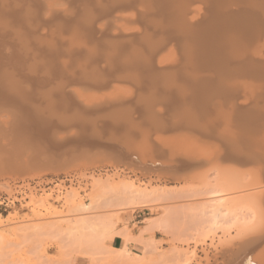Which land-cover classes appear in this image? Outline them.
<instances>
[{"label": "bare ground", "instance_id": "1", "mask_svg": "<svg viewBox=\"0 0 264 264\" xmlns=\"http://www.w3.org/2000/svg\"><path fill=\"white\" fill-rule=\"evenodd\" d=\"M2 1L3 0H1L0 4V21H3L2 18L8 19L9 24L0 23V37L5 38V36L9 35V41H7L9 42V49L12 50L9 56V72L12 74H9V82L5 81L8 79V76L7 78L1 77L0 80L2 81V79H4L3 82L9 84V95H7L9 96V111H19V113L23 111L27 116L29 115V118L31 116L33 117L32 113L28 110V106H31L30 104L33 100L26 101L24 105L20 98L23 94L25 95L27 93L29 95L37 90L39 93L37 91L36 93H38L39 99L45 97L40 99V103L43 99V102L49 99L50 103L51 98L56 100V102L60 104L58 111L63 116H67V120L65 119V121H69L70 124L76 127L82 126L83 128L84 124L89 127L92 122H90L91 120L89 121L88 118L97 114V116L100 115L97 118L103 121L102 125H113L112 127L115 126L120 128L123 126L125 129L129 127L134 129L135 126L132 125L133 122H129V112L125 110V108H130L129 110L133 112L143 111L146 113L147 117L145 118L146 114L141 112L143 116L145 115L143 118L146 120L144 121L145 124L152 121L153 125H149L151 128L155 125L156 127L158 126L157 129L159 130L163 128L175 131L187 130L199 132V134L206 138V140L202 139L205 143L207 139L210 141L212 140L217 144V149H213L212 147L214 151H211V149H206L207 151L201 149L200 152V147H198V154L195 148L191 153L195 152L196 154L193 153V156L195 154V157L197 156L198 159L191 160L190 158L189 161L179 160V162L171 164L167 162L168 164H164L161 162L153 163L152 161L147 163L143 159L148 153L145 151H141L140 154H130V156H126L120 151H117L116 153L114 152V155L118 160L127 161L126 163L128 166L132 165L133 167L130 166V169L140 166L141 169L145 168L147 170L150 167V169H153L152 171L159 170V172H167L173 184H184V186L185 184L192 185L195 179H199L193 175L194 172L210 166V175L207 171L201 170L202 172H199V174L203 176V183H201L203 187L198 190L196 187L198 185L194 186V190L190 189V191H194V193L192 192L193 194H191L194 197V194L197 192V195H195L197 199L199 193V196H202L201 199H203V196L210 198L208 202L204 199L206 202L202 205V208L208 211L205 215L208 216V218L210 217L214 225H218L222 221H225L226 224H236L239 226L248 225L249 228L251 227V229H253V232L251 233L252 236H250L251 239L248 240V242H250L247 243V245L250 246L252 244V246L254 245L253 247L262 246L261 244L264 243V157L261 156V154L263 155V151L262 153H258V151L256 153L255 151L256 154L254 156L259 158L254 156L253 158L252 154H249L246 150L247 148H242L245 149L246 152L244 150L242 151L241 148L238 150L237 137H241L242 135L244 139H250L252 137L251 142H253V140L254 142L257 141L256 146L258 144H263L264 146V85L262 86L264 83V5L261 7L257 3L258 0H176V2H165V0H106L107 3L103 2L104 0H97L99 5L96 4V0V2L92 0L94 3L91 0H89L88 3L87 0L85 4L86 7L90 6L93 8L97 5L98 7L95 6V8H102V10L96 12L94 10H88L87 8L82 9L76 4V0H69V6L67 3V5H64L62 2L63 0H9L8 3H6L7 1L5 0ZM260 2L264 4V1L260 0ZM258 8L261 10L260 12ZM135 13L141 16V18H135ZM106 19L107 21H109L108 19H113L122 23L118 26L116 23L109 21L107 25L111 27L112 23H114L119 30L116 32L115 29L113 37L111 34V37L109 36L114 40L112 43L107 42L109 43L107 47L111 49V51L108 50L110 52L91 47L96 36L99 34L104 36L106 34V31L102 28L105 26L104 22H107L104 21ZM140 19L148 26V30H150V28L152 30L154 29L157 36H159L158 33H161L166 40L155 43L146 35L143 36L139 42H135L140 35H136L135 33L128 34L125 30L128 24H132L133 22L136 23V21H140ZM8 20H6V22H8ZM102 21H104L101 23L103 25L99 26ZM135 23L134 25L137 26V23ZM54 26L55 28L58 26L57 30L53 29ZM102 38L105 39V37ZM1 39L3 38H0V40ZM122 40H129L131 42L130 46H128L127 41H125V43L127 42V47L124 46V41L122 42ZM4 41L6 42L5 39L3 42L0 41V45L5 43ZM242 42V47H239ZM173 43H175L176 47H181L183 53L180 55V58L174 61L171 60V63H168L166 62L167 58H165L167 56L160 55H162L161 53L167 48L169 50ZM236 44L240 45L237 46ZM256 44H259L262 50L259 48L260 51H258V46H255ZM5 45L8 44L6 43ZM2 46L3 48L5 47L4 44ZM64 47H67V49ZM179 48L177 49L179 50ZM254 48L257 50V53ZM174 49L175 48L170 50V52L175 51L171 52L172 54L170 55L175 54L176 56L177 52ZM0 54L2 55L1 50ZM160 57L164 62L159 59ZM177 57H179V54ZM1 63L4 64L2 60ZM25 67H28L29 71L24 69L25 72H23V68ZM16 77H18V79ZM243 81H246V86H249L251 82L262 83V87L258 86L261 89V93H256L255 86L257 83L251 84V86L254 85L252 86L254 91H250V96H252L250 99L253 100L250 102L254 104L252 105L255 108H252L253 106L250 103L248 106L246 103L241 102V99L247 96V87L244 85ZM248 82L250 83L248 84ZM1 85L0 82V86ZM123 85H130L132 89L124 92L121 90L124 88ZM257 85H259V83ZM2 87L0 89H3ZM26 88L31 89L30 91H34L28 93L29 90L26 92ZM253 88H249L248 91ZM28 95L26 96L30 97ZM0 97L2 100V96ZM262 97L263 99L260 101ZM247 98H244L246 102L249 100ZM50 103H45V105H49V108L47 106L44 107H46V112H51V117L47 115L48 113L44 112V104H41L42 107L40 105L43 111L41 110V112L38 113L37 111L39 109H37L35 115L37 116L38 114V116H41L40 118L43 119L42 117L45 116L43 115L44 113L47 115L45 118L48 119L49 117L50 120L53 119L52 115L54 118H56L55 116H60V114L53 109L54 106L52 103ZM37 104H33V108H39ZM34 105H36V107ZM250 108L253 110H250ZM244 109H247V111ZM167 111L171 112L173 116L170 122L163 119L164 113ZM1 112L0 115L3 114ZM68 114H71V117L68 116ZM10 115L9 112V119L11 117ZM121 115H123L124 118L121 119ZM5 116L6 115L0 118V123L6 121L3 120V118L7 119ZM16 117L17 116H15V119ZM32 117L31 119L34 120V117ZM150 117L151 120L148 119ZM170 117L171 116L168 118ZM92 118L93 117H91V119ZM12 120L11 123H19V119H16V121L12 118ZM45 121L46 120L43 122ZM87 122L90 123L87 124ZM53 123L54 122H52V124ZM5 124H7V122L2 124V126L4 125L3 133L7 132ZM19 125L21 126V123ZM6 126H9V135L6 133L8 136L11 135L10 133H13V131H11L12 129L17 130L16 128H12L10 123ZM61 127H63V125ZM130 128L128 130H130ZM0 130L1 134L3 130L2 127ZM64 134L60 135L62 136ZM96 134L97 133L93 135L97 136ZM129 138L130 136L128 139ZM0 139L2 142L5 138L0 137ZM159 139H161V137ZM127 141L129 142V140ZM171 143L173 144L174 142ZM124 144H126V141ZM212 145H214V143ZM259 148L262 149V147ZM209 154H213V156ZM136 155H139L140 158ZM149 155H151V153ZM188 157L189 156L186 158ZM211 158L215 159L211 161L214 162L213 164L209 163V159ZM55 159L56 161H54ZM55 159L52 161L49 160V162H51L50 164L58 165L62 168L68 166L72 161V158L70 159L68 157ZM27 167H29V165ZM25 172V174L31 173V171ZM198 182L200 184L199 180ZM194 183L197 184V181ZM155 189L156 190L153 191L154 193L152 192L153 194H148L153 189L147 191L129 181H121L115 186L100 182L96 191L93 192H97L103 199L107 198V202L111 198L108 199V196H106V198L104 197L110 193H118L119 198L122 197L120 201L124 200L123 198H127L132 202L133 200L134 202H141L139 200H145V198L147 200L148 197L153 195L151 199L155 200V202H161L163 199L172 200L170 197L174 199V197H172L174 193L171 194L173 190H170V192L168 190L167 192L162 188L161 190ZM175 189L176 188H174V191ZM186 189L187 188H184L183 190L185 191ZM186 193L189 196L190 192ZM69 194L70 195L68 196L67 194V196L70 198L66 203L71 208L76 209V211L89 210V208L83 204V200L80 199L81 197L79 193L76 192V189ZM44 200L35 199L34 197L31 199L29 206H34L35 209L42 208L44 210H51L52 205L49 206ZM128 200L125 199V201ZM127 203H129V201ZM134 204L136 205L137 202ZM141 204H143V202L137 205L141 206ZM133 206L130 208H133ZM120 207L121 206H119V208ZM128 207L129 205L127 204V208ZM53 210H55L53 213L54 215L59 216L64 213L61 210L56 211L55 208ZM108 220L109 219L87 218L78 223L76 222L74 225L83 228L85 226H92L96 230H99V227L104 228L108 223L107 227L111 225L113 228L112 230H108L111 236H108L109 233L107 234L108 239L111 237V242L117 235L124 236L131 242V232L125 230L123 231L124 234H121L122 231H117L116 227L119 219ZM224 223L223 225H225ZM236 225L232 228H238ZM75 227L76 226L73 227L69 225L68 228H71L70 230H75ZM220 227L221 226H215L213 228L220 230ZM77 229L79 230L80 228ZM106 229H111V227ZM160 229L161 227L159 226V230ZM246 229L245 227L243 234H245ZM166 231L164 232L168 235L169 232L167 229ZM237 231H240V229H237ZM240 232L242 235V231ZM248 232H246L247 234H245V236L248 235ZM141 234L142 232L140 236ZM248 236H246V238L243 235L239 238L244 237V239L247 240ZM0 237L3 239L2 236ZM5 239L3 240L5 241ZM133 240L132 238V241ZM108 248H110L109 244ZM114 250L113 252H117L118 254L124 251L127 253L128 257L131 256V259H126L127 256L124 258L126 253H124V255L122 254V258L127 260L126 263H153L151 259L152 256L149 254L141 255L130 253L126 248L121 250L122 252ZM83 254H85V252ZM252 254L244 256L237 264H264V252L263 256L258 260L255 259ZM119 255L122 256L121 254ZM122 258H120V260H122ZM166 258L167 257L164 259L166 260Z\"/></svg>", "mask_w": 264, "mask_h": 264}, {"label": "rangeland", "instance_id": "2", "mask_svg": "<svg viewBox=\"0 0 264 264\" xmlns=\"http://www.w3.org/2000/svg\"><path fill=\"white\" fill-rule=\"evenodd\" d=\"M5 1H7L6 3L9 2V0H5ZM19 1H22V0H19ZM41 1H43V0H41ZM86 1L87 0H80V1L76 0L75 2L82 9L87 8L88 10H94L96 12L102 10V8L101 9L95 8V6L98 7L95 4H94L95 6L93 8H91L90 6L86 7V5H85L87 3ZM93 1L96 2L97 0L96 1L93 0ZM100 1H102V0H100ZM262 1H264V0H262ZM62 2L64 5L68 4V6H69V2H70L69 0H63ZM103 2L107 3L106 0H104ZM165 2H176V0H173V1H171V0L166 1L165 0ZM88 3H89V0H88ZM98 3L99 2L97 1L96 4H98ZM257 3L261 7L264 5V4H261L262 2H260V0H258ZM0 4H1V0H0ZM91 6H92V3H91ZM103 9H104V7H103ZM258 10H259V12L261 11L259 8H258ZM260 15H261V13H260ZM134 17L135 18H137V17L141 18V16H138V14H136V13H135ZM2 20L3 21H0V23L9 24L8 19L2 18ZM6 20H8V22H6ZM108 20L116 23V25H118V26L120 24H122V23H119L113 19H111V20L108 19ZM104 21H107V19ZM104 21L100 22L99 26L103 25L101 23H103ZM109 21H107L106 23L104 22L105 28L102 27L103 30L106 31V34L104 36H101L100 34L98 36H96V39L93 40V42H92V45H91L92 48L103 49L104 51H108V50L111 51V49L108 48L107 45L110 42L112 43L114 40H113V38H110V37H111V35L113 37V35L115 34L114 33L115 29H116V32H118L119 30H118L117 26H115V24L112 22H111L112 23L111 27L107 26L109 24ZM141 21H142L141 19H140V21H136L137 26L134 25L135 22H133L132 24L131 23L128 24L127 29L125 30V32H127L128 34L129 33H131V34L135 33L136 35H140L138 37V39L135 40V42H139L141 40V38L143 36H146V35H147V37L151 38L153 40V42H155V43H159V42L166 40V38L163 36V34L158 33L159 36H157L155 33L156 31H154V29L152 30L150 28V30H148L147 29L148 26L143 21L142 22ZM57 28H58V26H56V28H55V26L53 27V29H55V30H57ZM110 29H112L114 31H112ZM102 37H105V39H103ZM0 38H3L0 40L1 42H3L4 39L6 40V42L4 41L5 43H2V45L4 44V46H5L4 48L2 45H0V47L2 46L0 49L1 53H2V55L0 54V56H1L0 59L4 63V64H2L1 60H0V63H1L0 64V74H1L0 78L1 77L7 78V76H8V79L5 81L9 82V74H12L11 72H9V56L12 53V50L9 49V42H8L9 41V35L5 36V38L4 37H0ZM125 41H127L128 46H130L131 42L129 40H122L124 46L127 47V42L125 43ZM107 42H109V43H107ZM6 43L8 45H5ZM259 44H261V43H259ZM259 44L255 45V46H258V48H257L258 51L262 50L259 47ZM263 44H264V42H263ZM236 45L239 46L238 44H236ZM242 45H243V42H242L241 46H239V47H242ZM64 48L67 49V47H64ZM173 48H175L174 50H176L177 55L179 54V57H177V55L175 56V54L170 55V54H172L171 52H175V51L170 52V50ZM177 48H179V46L176 47L175 43H173V45H171V48L169 50L167 48L165 51H163L164 53L163 52L161 53L162 55H160V56H167V57H165V58H167L166 62L171 63V60L174 61L175 59L180 58V55H182V53H183L181 47L179 48V50ZM259 48H260V50H259ZM247 49H248V47H247ZM257 50L255 49L256 53H257ZM110 51H108V52H110ZM263 52H264V48H263ZM258 53H260V52H258ZM159 59H161V57ZM161 60L163 61V59H161ZM169 60H170V62H169ZM3 68L4 69L6 68V69L4 70ZM27 68L26 67L23 68V72H25V70L29 71V68L28 69ZM29 74H30V72H29ZM16 78L18 79V77H16ZM3 80L4 79H2V81L0 80V82L2 84L0 86V88L3 86L2 87L3 89H0V93H2V94H0V96H2V98L4 99V100L0 99L1 100L0 101V112L2 111L1 113H3L0 115V118L2 116L6 115L5 117H7V119H9V117H8L9 112L11 114L10 115L11 117L9 120L3 118V120H6V121L1 122V123L4 124L7 122V124H5V127H7V128H5V129H6V131H7L6 133L8 135H9V126H6V125H8L9 123L12 126V128H14V129L16 128L17 130L12 129L11 131H13V133H10L11 134L10 135L11 137H10L5 132L3 133V131H4L3 126L4 125L2 126V124L0 123V126L3 129L1 132V134L2 133L3 134L2 135L0 134L1 135L0 137L5 138L4 140H2V142H1L2 138L0 139V236H2L3 239L8 237L5 239V241L0 237L2 239V240L0 239V264H69L71 261H74L76 258H85L89 261V264H130L128 262L126 263L127 260H124V258L127 256L126 252L123 251V253H119L121 255L122 254L124 255V253H126L124 255V258H122L123 255L120 256L117 252H113V250L115 249L112 246L113 241L111 242V239H110L111 237L109 239L107 237V234L109 233L108 230L113 229L111 225L109 227H107V225H108V223H107L105 226L106 228L111 227V229H106L105 227L104 228L99 227L102 230H100V229L96 230L92 226H85L83 228V227H78L77 225H74V224H76V222L78 223L81 220H84L87 218L88 219H109L108 221L119 219L116 229L123 230V231L127 230L131 233L136 231L139 227V225L136 224V221L144 219V222L142 224L144 226H146V229L141 230L142 234L147 233L150 230V232H158L159 233L158 237L163 239L161 245L156 244L155 242H152V245H153L152 251L153 252L150 255L152 256L151 259L153 260V263L151 262V264H237L243 259L244 256H246L248 254L253 253L252 254L253 257L257 260L261 256H263L264 243L261 244L262 246H258V247L257 246L253 247L254 245L252 246V244L250 246L247 245V243L250 242V241L248 242V240L251 239L250 236H252L251 233L253 232L252 231L253 229H251V227L249 228L248 225H246V226L240 225L239 226V225L234 224L238 228H232L235 226L233 224H226L225 221H222L218 225H214L213 224L214 222L210 219V217L208 218V216L205 215V213H208V211L207 210L205 211L202 208V205L206 201L208 202V199H210V198L209 197L207 198V196H205V197L203 196V199H201L202 196L201 197L199 196V194H200L199 191H198V193H199L198 199L196 198L197 196L195 197V195H197L196 191H195L196 193L194 194L195 198L193 197L192 194L194 193V191H192V190H194L193 189L194 186L198 185V186H196L198 190H199V188L201 189L203 187V184H201V183H203V181H202L203 176L201 174H199V172L201 170L207 171L210 175V172H209L210 166L205 167L203 169H200V170L193 173V175H195L196 178H199L198 180L200 181V184H199L198 180L195 179L194 182L197 181V184H195L193 182L192 185L185 184V186H184V184H179V185L173 184L170 181V177H169L170 175L167 172H161V171L159 172V170L158 171L157 170L152 171L153 169L152 168L150 169V167L147 170L144 168L145 169L144 170V169H141L140 166H137V167L130 169V166L133 167L132 165L128 166V164L126 163L127 161L124 162V161L118 160V158H116L114 155L117 151H120L121 153L125 154L126 156H130V154L131 155L132 154H138V153L140 154L141 151H145V152L151 153V155H149L150 153L149 154L147 153L148 157L146 156L143 158L147 163H150V161H152L153 163L161 162L164 164H168V163L171 164V163L179 162V160L180 161H183V160L189 161L190 158H191V160L192 159H198L197 156H196L197 158L195 157V154H196L195 152H193V153H195L194 156H193V153H191V151L192 150L194 151L195 148H196L195 150L197 152L198 147H200L199 148L200 152H201V149L202 150L204 149L205 151H207L206 149H209V150L211 149V151H214L213 150L214 148L217 149V144L214 141H212V140L210 141L209 139H207V142L205 143L204 140H206V138H204L203 135L199 134V132H195V131H193V132L187 131V130L175 131V130H171V129L167 130V129H163V128H162V130L161 129L159 130V129H157L158 126L156 127L155 125L152 126V128H151L149 125L152 124V121H149L146 124L144 122V121H146L143 119L145 115L143 116L142 113L143 114H146V113H144L143 111H141L142 113L141 112H133V111L129 110L130 108L129 109L125 108V110H128V112H129V122H133L132 125L135 126L134 129L129 127L132 133L130 132V130H128L129 128L128 129L126 128L128 131L127 132L125 127H123V126H122V128H124V129H122L120 127H115V126L112 127L113 125H111V126L110 125L109 126L102 125L103 121L102 120L100 121V119L97 118L100 116V115L97 116V114L94 116H91V117H93L92 119H91V117L88 118L89 121L91 120L90 122H92V123L87 122V124L90 123L92 126L89 125V127H88V125L85 126L86 124H84L83 128H82V126L76 127L73 124H70L69 121H67V122L65 121V119L67 120V116H63L58 111L60 104H58V102H56V100H54L52 98H51V103L54 106L53 109L55 110V112L59 113L60 116H55L56 118H54L52 115L53 119H51V120H53V121H51L49 117H48V119L45 118V117H47V115L51 117V114H50L51 112L49 110H48L49 112H46V110H45L46 107H44V106H47V105H45V103L46 104L50 103V100L46 99L45 102H43V100H44L43 99L42 100L43 103L42 102L40 103L39 102V101H41L40 99L45 98V97H42L39 99L38 98L39 92L37 90H35V91L32 90V91H34V92H32V91H30L31 89L26 88V92L29 90L28 93H31V92L32 93L29 95L27 93L25 95L23 94V96L20 98L22 104H24L26 101H29V100L32 101L33 100L32 103L33 104L38 103L37 106L39 105V103H40V105L44 104L43 105L44 110H45L44 112L48 113L47 115L43 113V115H45L44 117H42L43 119H41L40 118L41 116H38V114L36 116L35 114L37 112L39 113V112H41V110L43 111V108H41L42 105H41V107L39 105V108L36 107V105H34L36 108H33V106H32L33 104L30 102L31 103L30 105L32 106L33 109L31 108V106L30 107L28 105L27 106H28V110L32 113V115L34 117L33 118L31 116L34 119V120H32L31 117L29 118L28 117L29 115L27 116L25 114V112H23V111H21L20 113H19V111H16V112H13L12 110L9 111V96H7V95H9V84L4 83ZM251 81H253V80H251ZM243 82L245 85L246 81H243ZM243 82H242V84H243ZM249 83L250 82H248V84ZM255 83H257V84L259 83V85L256 84L257 87L255 86L256 93L257 92L261 93V89L259 87H262L264 85V83L262 84L261 82H251V84H255ZM251 84L249 86L245 85L247 87V89H246L247 90L246 91L247 96L246 97L244 96L241 99V102L246 103V105H248L249 103L251 105L253 104L252 102H250V101H253L250 99L252 97V96H250V91L251 92H252V90L254 91V88L252 87L254 85L251 86ZM261 84H262V86H261ZM123 87L124 88H122V86H121V88H122L121 90H123L124 92L126 90L130 91L132 89V87L130 85H123ZM4 88H5V90H4ZM249 88H253V89L248 91ZM36 91L38 93H36ZM26 95H28L30 97H27ZM251 95H252V93H251ZM36 97H37L38 102L36 100ZM247 97H249V98H247ZM244 98H247L249 100H247V102H246L244 100ZM260 99H261L260 101H262L263 97ZM7 101H8V103H7ZM28 104H29V102H28ZM252 108H255V107L253 106ZM252 108H250V110ZM37 109H39V110L37 112H35ZM247 109H244V110L247 111ZM157 110H160V109H157ZM15 116L18 117V118L16 117V119H19V123L16 122L17 120L15 119ZM68 116L71 117V114L70 115L68 114ZM169 116H171V117L168 118ZM26 117H27V119H26ZM146 117H147V114H146L145 118ZM172 117H173L172 113L167 111L164 113L163 119L165 121L167 120L168 122H170L172 120L171 119ZM12 118H14V120H16L15 121L16 124L14 122L11 123L13 121ZM120 118L121 119L124 118L123 115H121ZM148 119L151 120V117ZM42 120L43 121L46 120L48 122L45 121L46 122L45 123ZM1 121H2V119H1ZM52 122H54V123L52 124ZM20 123H21V126L19 125ZM43 124L46 126H44ZM147 124H148V127H147ZM62 125H63V127H61ZM1 127H0V129H1ZM154 127H156V128H154ZM70 128H72V129H70ZM56 130H58V131H56ZM97 130L101 131V132H98ZM16 131L19 133H17ZM142 131L144 134L142 133ZM59 132H61V133H59ZM73 132H74V134H73ZM52 133H54V134H52ZM64 133H66V134H64ZM69 133H71V134H69ZM95 133H97L96 134L97 136L93 135ZM139 133H141V134H139ZM60 134H64V135H62L63 137ZM130 134H132V135H130ZM59 135L61 136V138ZM128 135L130 136L129 139H128V137H129ZM159 136L161 137V139H159L160 138ZM239 136H241V135H239ZM147 137H148V139H147ZM51 138H52V140H51ZM54 139H56L57 141ZM202 139H204V140H202ZM248 139L249 138L244 139L243 135L241 137H237L238 150L240 148L242 151L244 150L245 152L247 150L249 154H252V157L257 153V151H258V153H262V151H263V155H264L263 144L262 145L258 144L256 146L257 141L254 142V140H253V142H251L252 137L249 140ZM53 140L56 142H54ZM127 140H129V142ZM125 141H126V144H124ZM171 142H174V143L172 144ZM211 143L212 144L214 143V145H212ZM101 144H102V146H101ZM249 144H250V146H249ZM193 145H195V146H193ZM137 146H138V148H137ZM202 146H203V148H202ZM150 147H151V149H150ZM204 147H206V148H204ZM212 147H213V149H212ZM259 147H262V149ZM242 148H247V149L245 150ZM254 148L257 150H255ZM188 149H190V150H188ZM252 149H253V152H252ZM147 150H149V151H147ZM181 151H184V152H181ZM255 151H256V153H255ZM188 152L191 153L192 156ZM182 153H184V154H182ZM208 153H210V152H208ZM215 153H216V150H215ZM209 155L213 156V154H209ZM263 155L261 154L262 157H264ZM43 156H45V157H43ZM136 156H138L140 158L139 155H136ZM187 156H189V157L186 158ZM207 156H205V157H207ZM51 157L53 159H55V158L58 159L61 157L62 158L68 157L70 159L72 158L71 159L72 161L70 162V164L68 166L62 168L61 166H58V165L57 166L51 165L50 164L51 162H49V160L50 161L53 160ZM254 157H257V156H254ZM182 158H185V159H182ZM257 158H259V157H257ZM211 159H209L210 160L209 163L213 164L214 162H211V161H213L215 159H212V160ZM203 160H206V159H203ZM263 160H264V158H263ZM24 161H25L26 165L27 164L29 165V167H27L28 165L26 166L24 164ZM54 161H56V159ZM207 161H208V159H207ZM32 162L35 164H33ZM141 162H142V160H141ZM30 165H31L32 169H31ZM22 167H23V169H22ZM67 168H69V169H67ZM135 168H138V169H135ZM107 169H113L115 171L113 173H103V171H106ZM25 171H27V172L31 171V173L25 174L26 173ZM32 172H34V173H32ZM69 175H73V176L78 178V183L76 185L70 186L69 188H62L61 186H57L56 188H54L53 186H51V188H49L48 190H46V189L42 190L41 193L38 192L37 190L31 189V188H29L28 192L22 191V188L25 186L26 183H30V182H33L35 180H41L42 183L47 184V183L52 182L51 179H53V178H57V179L60 178L61 179L62 177L69 176ZM107 179H108V181H107ZM121 181H126V182L129 181L130 183H134L136 186H140V188L146 189L147 191H150L153 189L148 194H150V193L153 194L154 193L153 191L156 190L155 188L160 189V190L162 188V189H164V191H167V192H168V190H169V192H170V190L174 191V188H176L175 191L174 192L172 191V193H171V194L174 193L173 194L174 196H172V197H174V199L170 197V199H172L173 201L169 200V199L168 200L163 199L161 202H158V201L155 202V200L151 199V197H153L154 195L153 196L149 195L150 197H148V198H150V199L147 198V200H146V198H145V200L144 199L139 200V201L143 202V204H141V206H140L137 204H140L141 202L136 201L137 204L135 205L134 203H136V202H134V200L132 202V201L128 200L127 198H123L124 200L120 201L122 199V197L119 198L118 193H110L111 195L110 194L105 195L104 198H106V196H108L109 197L108 199L111 198L110 200L113 201V202H111L110 200H108V202H107V198L103 199V197H101V195H99L97 192L96 193L93 192V191H96V189L98 188V184L100 182L106 183V185L109 184L110 186H115L116 184H119V182H121ZM21 184H23V185H21ZM183 187L187 188L186 190H188V191H186V190L184 191ZM57 189H59V190H57ZM75 189H76V192L79 193V195L81 197L80 199L83 200V204L89 208L88 211L87 210H85V211H81V210L78 211L77 210L76 211V209L71 208L66 203V202H68V200L70 198V197H68L70 195L69 193L72 192L73 190L75 191ZM190 189H192V190L190 191ZM186 192H190L189 196L187 195ZM67 194H68V196H67ZM34 197H35V199H39V200L45 199L44 201H46L49 206L52 205L51 206L52 211L51 210H44L42 208L35 209L34 206H29L31 199ZM112 197L113 198L118 197V198L113 199ZM190 197H193V198H190ZM125 199L128 200L129 203H127L128 201H125ZM145 201H147L149 203H147ZM130 202H132V203H130ZM126 203L129 205L128 208H127ZM162 203H163V205H162ZM123 205H125L126 207ZM67 206H69V207H67ZM119 206H121L120 207L121 209L119 208ZM131 206H133V208H130ZM134 207H136V208H134ZM54 208L56 209V211L61 210L64 213L59 215V216L54 215L53 214L55 211V210H53ZM167 211L169 214L167 213ZM139 215H141V218H139ZM83 217H87V218H83ZM152 223L153 224L155 223V224L153 225ZM165 223H166V225H165ZM223 223L225 225H223ZM69 225L73 226V227L76 226L74 228L75 230H70L71 228L70 229L68 228ZM157 225H158V227H157ZM230 225H231V227H230ZM159 226L161 227L160 230H159ZM215 226L216 227L221 226L222 228L223 227H225V228L222 229L220 227V230H219V229L213 228ZM245 227L247 228L246 232H248V230H249V232H248L249 236L246 235V236H248L247 240L244 239V237H246L245 234H247V233L245 232V234H243V231H245L244 230ZM77 228H80V229L78 230ZM166 229L169 232L168 235H171L172 237L167 235ZM237 229L238 230L240 229V231H242V235L240 234L241 233L240 231H237ZM164 231H166V232H164ZM238 232H239V234H238ZM4 234H5V236H4ZM121 234H124V232H121ZM243 235H244V237L239 238L240 236H243ZM108 236H111V234L109 233ZM106 238L108 239V241ZM124 238H126V237H124ZM234 238H237V239H234ZM172 239H174V240H172ZM243 239H244V242H243ZM127 242H129L128 239H127ZM108 244H109L110 248H108ZM244 245H246V246H244ZM157 248H159V251H157ZM116 250H119V249H115L114 251H116ZM126 250L129 251V249H127V247H126ZM84 252H85V254H83ZM119 252H122V251L119 250ZM130 253H131V251H130ZM85 255H87V256H85ZM165 257H167L166 260L164 259ZM120 258H122L123 262H122V260H120ZM126 259H131V256L130 257L127 256Z\"/></svg>", "mask_w": 264, "mask_h": 264}, {"label": "crops", "instance_id": "3", "mask_svg": "<svg viewBox=\"0 0 264 264\" xmlns=\"http://www.w3.org/2000/svg\"><path fill=\"white\" fill-rule=\"evenodd\" d=\"M139 218H141V215H139ZM148 220V219H147ZM144 222V219L137 220L136 224L139 225L138 229L131 233L132 238L134 239L131 242H127V240L122 237L121 235L115 236L112 246L115 249L123 250L124 248H128L129 252L131 251L134 254H152L153 245L152 242H155L156 244H162L160 242L163 241L162 238L158 237V232H147L144 234H141V230L145 229L146 226H144L142 223ZM117 231H122L117 229ZM150 231V230H149ZM155 238V239H154ZM126 246V247H125ZM157 251H159V248H157ZM151 256V255H150ZM69 264H89V261L85 258H76L74 261H71Z\"/></svg>", "mask_w": 264, "mask_h": 264}, {"label": "built area", "instance_id": "4", "mask_svg": "<svg viewBox=\"0 0 264 264\" xmlns=\"http://www.w3.org/2000/svg\"><path fill=\"white\" fill-rule=\"evenodd\" d=\"M114 171L115 170L113 169H107L106 171H103V173H113ZM51 180L52 182L47 184L42 183L41 180H35L33 182L26 183L25 186L22 188V191L28 192L29 188H31L41 193L42 190L44 189L48 190L49 188H51V186H53L54 188H56L57 186H61L62 188H69L70 186L76 185L78 183V178L73 175L64 176L61 179L53 178Z\"/></svg>", "mask_w": 264, "mask_h": 264}]
</instances>
